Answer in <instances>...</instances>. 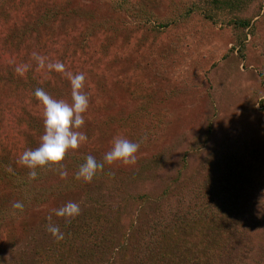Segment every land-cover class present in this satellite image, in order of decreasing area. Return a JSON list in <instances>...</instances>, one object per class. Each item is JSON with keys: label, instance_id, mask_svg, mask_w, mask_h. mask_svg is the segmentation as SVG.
I'll use <instances>...</instances> for the list:
<instances>
[{"label": "rangeland", "instance_id": "1", "mask_svg": "<svg viewBox=\"0 0 264 264\" xmlns=\"http://www.w3.org/2000/svg\"><path fill=\"white\" fill-rule=\"evenodd\" d=\"M139 1L161 16L178 15L190 2ZM261 1L262 12L254 19L253 32L245 47H240L234 45L228 27L213 26L197 14L151 32L131 17L124 18L125 28L119 27L107 0H0V74L40 76L50 82L46 93L68 102L69 75L85 74L82 91L88 96V109L79 130L87 140L68 151L103 159L114 137L140 145L135 164L109 165L123 175L116 181L113 176L114 186L102 197L109 196L106 203L115 208L127 202L125 209L131 216L130 221L121 216L123 224L110 227L117 235L113 246L124 228L136 236L140 224L153 214L160 192L178 171L177 184L184 191L199 180H218L233 171L240 183L224 215L238 218L229 232V264H264ZM254 7L251 11L257 3ZM52 8L58 11L55 20L35 26L36 18ZM13 35H21L20 44L4 48L2 39L11 40ZM35 56L42 57L43 63ZM56 62L63 64L62 72L49 69ZM18 67L21 72L16 71ZM19 81L0 82V148L13 164H18L23 151L38 147L43 134L42 105L30 92L27 78ZM154 115L160 117L159 127H152L155 134L143 140L142 134L155 123ZM135 175L138 180L132 182ZM123 181L127 183L124 188ZM142 192H149V199L138 207L130 205V196ZM85 201L84 194L69 193L24 214L2 228V253L7 259L29 255L51 234L47 226L60 218L54 209L75 202L81 210L90 205Z\"/></svg>", "mask_w": 264, "mask_h": 264}, {"label": "trees", "instance_id": "2", "mask_svg": "<svg viewBox=\"0 0 264 264\" xmlns=\"http://www.w3.org/2000/svg\"><path fill=\"white\" fill-rule=\"evenodd\" d=\"M107 1L110 13L119 18L121 28H125L124 18L131 17L147 30L161 32V28L165 29L197 14L213 26L228 27L234 36V45L240 47H245L247 37L254 29V19L262 12L261 0H190L184 9L179 10L178 15L169 13L166 16L155 13L147 3L139 0ZM256 3L257 9L251 11ZM46 11L36 18L35 26L47 25L55 20V15L58 16L54 8ZM20 36L13 35L12 41L4 37L3 47L16 48L21 42ZM31 76L8 71L0 74V82L11 83L18 79L21 82V78L26 77L32 95L37 88L44 91L48 89V80ZM261 108L264 111L263 101ZM152 117L155 123L151 124L148 132L142 134L143 140L151 139V135L155 134L152 127H159L160 117ZM88 155L67 151L62 168L58 165L38 168L36 178L31 179L29 169L13 164L10 156L0 148V235L2 228L15 223L32 209L46 205L50 199L80 193L86 196L88 201L85 202L90 204L84 206L70 222L62 217L56 219L52 224L59 227L63 239H56L49 234L46 240L35 245L29 255L7 259L0 245V264H229L232 250L229 232L238 218L228 219L224 215L225 210L231 207V193L240 183L233 171L219 176L218 180H199L185 191L177 184L178 171L177 176L160 192V201L153 214L140 224L136 236L121 228L124 231L119 235L117 245L113 246L117 235L110 227L123 224L121 216L130 218L129 221L131 216L127 215L125 209L127 202H123L119 211V208L106 203L109 196L104 198L102 193L114 186L113 176L116 181L123 171L105 164L91 182L76 180L75 173ZM95 159L103 162L101 158ZM60 171L66 175L62 177ZM137 176L133 177L132 182L138 180ZM132 182L131 187H135ZM122 184L124 188L127 183L123 181ZM149 195V192L131 195L130 205L140 206L149 199ZM17 201L23 204L22 210L12 209V204ZM13 212L16 214L13 215ZM130 225L128 228H131Z\"/></svg>", "mask_w": 264, "mask_h": 264}, {"label": "clouds", "instance_id": "3", "mask_svg": "<svg viewBox=\"0 0 264 264\" xmlns=\"http://www.w3.org/2000/svg\"><path fill=\"white\" fill-rule=\"evenodd\" d=\"M35 55V54H34ZM43 63V58L35 56ZM49 69L57 72L63 71V64L60 62L50 63ZM21 72V68L16 69ZM71 86L70 102L52 98L42 88L34 91L35 98L40 102L43 108V134L40 137L39 146L35 149L23 151L17 159L18 165L29 169V177L35 179L37 169L58 165L63 167L62 161L68 150H76L79 145L87 140V136L79 129L85 123L84 113L88 109V96L82 91L85 86V74L76 73L69 75ZM139 143L131 142L127 138L114 137L111 148L103 156V162H98L93 156L88 155L82 164L79 165L75 173L76 180H82L85 183L91 182L99 170L107 165L119 163L124 166L136 163V153L139 149ZM63 177L64 171H60ZM12 209L22 210L23 204L19 201L12 204ZM56 217H62L65 221H71L79 215L80 206L75 202H68L58 209H54ZM16 213L13 212V215ZM49 219H51L49 217ZM47 231L56 239H63V233L59 227L54 224L47 226Z\"/></svg>", "mask_w": 264, "mask_h": 264}]
</instances>
